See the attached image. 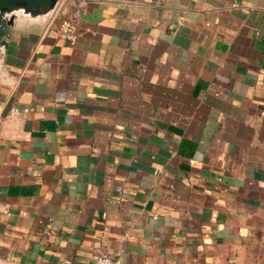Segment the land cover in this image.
I'll return each mask as SVG.
<instances>
[{
  "label": "crops",
  "instance_id": "crops-1",
  "mask_svg": "<svg viewBox=\"0 0 264 264\" xmlns=\"http://www.w3.org/2000/svg\"><path fill=\"white\" fill-rule=\"evenodd\" d=\"M19 5L0 41V264H264V0Z\"/></svg>",
  "mask_w": 264,
  "mask_h": 264
},
{
  "label": "water",
  "instance_id": "water-1",
  "mask_svg": "<svg viewBox=\"0 0 264 264\" xmlns=\"http://www.w3.org/2000/svg\"><path fill=\"white\" fill-rule=\"evenodd\" d=\"M56 0H0V41L8 34V24L12 21L13 16H9L13 10H16L19 5L36 9H46L52 6Z\"/></svg>",
  "mask_w": 264,
  "mask_h": 264
},
{
  "label": "built area",
  "instance_id": "built-area-1",
  "mask_svg": "<svg viewBox=\"0 0 264 264\" xmlns=\"http://www.w3.org/2000/svg\"><path fill=\"white\" fill-rule=\"evenodd\" d=\"M90 0H76L75 9L69 14V16L64 20L61 26V36L67 41L75 40L78 30L77 18L80 16L82 9ZM94 264H117V261L107 255L98 256Z\"/></svg>",
  "mask_w": 264,
  "mask_h": 264
}]
</instances>
